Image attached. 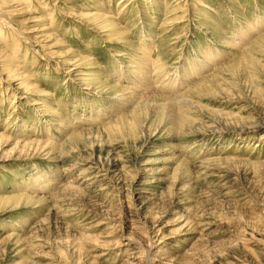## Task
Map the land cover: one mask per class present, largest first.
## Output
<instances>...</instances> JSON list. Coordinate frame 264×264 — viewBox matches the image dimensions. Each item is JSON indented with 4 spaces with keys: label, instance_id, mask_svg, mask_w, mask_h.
I'll return each mask as SVG.
<instances>
[{
    "label": "rangeland",
    "instance_id": "1",
    "mask_svg": "<svg viewBox=\"0 0 264 264\" xmlns=\"http://www.w3.org/2000/svg\"><path fill=\"white\" fill-rule=\"evenodd\" d=\"M0 264H264V0H0Z\"/></svg>",
    "mask_w": 264,
    "mask_h": 264
}]
</instances>
